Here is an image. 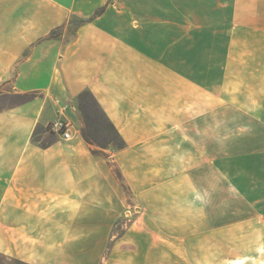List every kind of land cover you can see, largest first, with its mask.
Segmentation results:
<instances>
[{
	"label": "crops",
	"instance_id": "1",
	"mask_svg": "<svg viewBox=\"0 0 264 264\" xmlns=\"http://www.w3.org/2000/svg\"><path fill=\"white\" fill-rule=\"evenodd\" d=\"M0 264H264V0H0Z\"/></svg>",
	"mask_w": 264,
	"mask_h": 264
},
{
	"label": "rangeland",
	"instance_id": "2",
	"mask_svg": "<svg viewBox=\"0 0 264 264\" xmlns=\"http://www.w3.org/2000/svg\"><path fill=\"white\" fill-rule=\"evenodd\" d=\"M85 101L88 102V105L91 107L92 114H90L91 116L89 118V128L91 127V136L93 137L96 144L106 147H118L120 142L115 137L113 130L108 125L104 116L95 107L90 98H85ZM129 211H131L133 215H135L134 206H128L123 221L120 224V228H129L130 225L133 223V219L131 221L126 219V213H128Z\"/></svg>",
	"mask_w": 264,
	"mask_h": 264
},
{
	"label": "built area",
	"instance_id": "3",
	"mask_svg": "<svg viewBox=\"0 0 264 264\" xmlns=\"http://www.w3.org/2000/svg\"><path fill=\"white\" fill-rule=\"evenodd\" d=\"M49 129L53 132H56L62 135L64 140H70L72 137L70 125L68 123H64L62 121H56L50 124ZM133 213L129 211L126 213V219L131 221L133 219Z\"/></svg>",
	"mask_w": 264,
	"mask_h": 264
},
{
	"label": "trees",
	"instance_id": "4",
	"mask_svg": "<svg viewBox=\"0 0 264 264\" xmlns=\"http://www.w3.org/2000/svg\"><path fill=\"white\" fill-rule=\"evenodd\" d=\"M82 98L85 99V98H90L92 100V96L89 94V93H85L82 95ZM108 123V122H107ZM108 125L111 127V129L113 130L114 134H115V137L119 140L120 144H119V148L123 147L124 146V142L121 140L119 134L116 132V130L114 129V127L108 123Z\"/></svg>",
	"mask_w": 264,
	"mask_h": 264
}]
</instances>
